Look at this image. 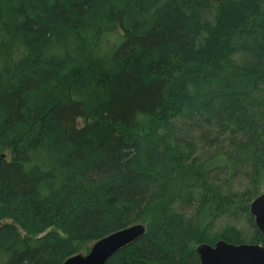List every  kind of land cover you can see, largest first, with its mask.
Segmentation results:
<instances>
[{
    "label": "trees",
    "instance_id": "obj_1",
    "mask_svg": "<svg viewBox=\"0 0 264 264\" xmlns=\"http://www.w3.org/2000/svg\"><path fill=\"white\" fill-rule=\"evenodd\" d=\"M263 176L264 0H0V264L264 246Z\"/></svg>",
    "mask_w": 264,
    "mask_h": 264
},
{
    "label": "water",
    "instance_id": "obj_2",
    "mask_svg": "<svg viewBox=\"0 0 264 264\" xmlns=\"http://www.w3.org/2000/svg\"><path fill=\"white\" fill-rule=\"evenodd\" d=\"M257 228L264 235V194L255 198L250 205ZM146 226L142 223L114 231L97 241L87 254H76L63 264H105L117 251L143 236ZM199 264H264V247L254 243H228L219 240L214 245L202 243L196 247Z\"/></svg>",
    "mask_w": 264,
    "mask_h": 264
},
{
    "label": "rangeland",
    "instance_id": "obj_3",
    "mask_svg": "<svg viewBox=\"0 0 264 264\" xmlns=\"http://www.w3.org/2000/svg\"><path fill=\"white\" fill-rule=\"evenodd\" d=\"M261 194H264V176L262 177L261 179V182L258 186V189H257V194L255 197L261 195ZM9 220H4L2 222H8ZM2 222H0V224H2ZM243 226L247 229H250L249 225H247L245 222L243 224ZM94 242H86V243H82V244H78V247H79V252L78 254H87L90 250H91V247L93 245ZM197 247V246H196Z\"/></svg>",
    "mask_w": 264,
    "mask_h": 264
},
{
    "label": "flooded vegetation",
    "instance_id": "obj_4",
    "mask_svg": "<svg viewBox=\"0 0 264 264\" xmlns=\"http://www.w3.org/2000/svg\"><path fill=\"white\" fill-rule=\"evenodd\" d=\"M259 196H260V195H259ZM257 197H258V196H257ZM257 197H255V198H257ZM255 198H254V199H255ZM254 199H253V200H254ZM253 200H252V201H253ZM250 214H251V213H250ZM253 217H254V216H253ZM254 221H255V218H254ZM255 224H256V223H255ZM256 227H257V226H256ZM258 230H259V229H258ZM261 233H262V232H261ZM262 235H263V234H262ZM263 236H264V235H263ZM234 244H235V243H234ZM254 244H258V243H254ZM260 245H261V244H260ZM262 246H263V245H262ZM263 247H264V246H263Z\"/></svg>",
    "mask_w": 264,
    "mask_h": 264
}]
</instances>
